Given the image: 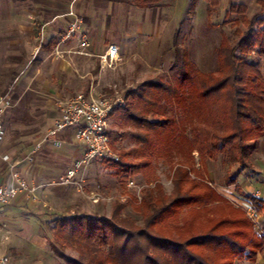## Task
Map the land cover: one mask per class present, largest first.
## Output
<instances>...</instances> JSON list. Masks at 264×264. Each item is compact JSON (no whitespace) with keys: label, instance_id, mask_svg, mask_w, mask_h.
Here are the masks:
<instances>
[{"label":"trees","instance_id":"1","mask_svg":"<svg viewBox=\"0 0 264 264\" xmlns=\"http://www.w3.org/2000/svg\"><path fill=\"white\" fill-rule=\"evenodd\" d=\"M164 1L134 0L147 8ZM256 1L260 9L250 19L247 5L231 3L230 12L241 14L232 24L244 29L234 30L237 38L222 34L216 70L195 66L185 49L179 51L183 57H175L172 76L154 77L125 94L126 103L117 111L136 128L128 134L138 146L119 152L120 159L111 163L127 179L142 172L146 176L154 160L169 156L173 189L167 194L157 182L143 191L141 202L135 196L127 204L116 202L109 218H59L55 241L80 251L67 264H236L255 262L264 252V235L257 234L253 219L243 209L223 204L212 184L175 160L178 152L197 150L202 159L222 154L230 165L245 167L260 146L264 75L250 57L256 48L264 56V0ZM218 4L211 0L208 11ZM51 42L49 50L58 40ZM130 155L136 162L128 160ZM229 183H236V176ZM246 199L257 212L264 211V198L248 194ZM127 205L141 213V225L123 217Z\"/></svg>","mask_w":264,"mask_h":264},{"label":"rangeland","instance_id":"2","mask_svg":"<svg viewBox=\"0 0 264 264\" xmlns=\"http://www.w3.org/2000/svg\"><path fill=\"white\" fill-rule=\"evenodd\" d=\"M218 1V6L211 11H208V4L211 0H165L164 5L156 8H143L139 3H133L131 0L120 1L116 6L115 14L110 18L102 17L101 23L104 27V37L118 44H123V42L127 44L129 60L133 62L130 65L131 69H128L131 72H125L127 61L126 65L123 66L121 65L122 59L114 67L104 68L100 61L99 73L106 76L105 81L100 82L95 76L88 82V88L85 89L78 82L77 78L79 79L80 75L76 71L77 77L73 75L71 79L72 86L77 87L76 90L71 96L60 97L57 101L66 100L80 92L88 93L91 90L106 95L126 94L130 90L141 87L144 82L154 77L164 75L170 77L174 72L171 69L176 55L183 57V55H179V51L183 52L185 49L192 58L191 60H194L195 66L203 71L216 70L218 68L217 48L222 34H230L237 38L238 36L233 34L234 30L237 27L241 30L244 29L243 24L236 27L232 24L234 19L241 18V14L230 12L231 3H241L243 0ZM248 2L249 9L246 15L250 19L260 7L255 0H248ZM14 7V0H0V12H11V14L8 13L10 15L7 19H12ZM43 8L48 7L44 4ZM8 36H13V33H6L5 42L3 43L2 38V44L0 42V47H5L7 52L11 47ZM36 43L38 42L34 39L31 47ZM18 45L17 50L22 53L28 51L25 38H23L22 44ZM74 53L81 55L78 52ZM250 61L255 63L264 75V56L258 48L251 55ZM24 67V64L13 65L9 58L0 57V97L8 95L12 100V106L3 116V124L8 132L7 135L13 137L19 134L22 136L23 143L28 144L35 139L33 130L28 127V122L34 118V115L26 108H32V106L43 101L36 96H19L21 83L27 82L33 74V68L25 69L20 81H14L17 71ZM192 122L193 124L198 122L197 116L192 117ZM109 130L112 133L114 147L119 152H128L138 146L135 139L128 134L129 131H135L136 128L132 124H125L121 113L118 111L110 116ZM9 147V145L5 146V149L10 150L12 148ZM181 153H176L177 158L175 157V160L186 162L188 166L194 169L193 174L200 173V176L212 184L223 198V204L227 205L228 203L233 207L243 209L250 217L253 216L251 218L255 222L254 229L258 235L263 236L264 231L257 223L260 218H258L256 211L254 214L253 211L248 213L247 206H253L246 199L248 195L246 191H259L261 197L264 196V182L260 181L264 179V137L260 141V146L252 151L250 160L245 167L230 165L222 154L218 155L216 159L208 157L202 159L197 150H194L191 155L186 150L181 151ZM186 153L187 155H185ZM170 159L169 156L157 158L146 176L142 172L129 175L127 179L123 178V173L113 163L97 161L92 167L93 169H90V166L87 168V192L98 187L103 194L115 195L116 197L120 195L135 196V189L128 187V181L133 179L141 188L142 197L143 191L154 189L157 182L169 194L173 189V172ZM128 160L136 162L133 155H130ZM231 176H236V183H229ZM258 179L260 182L257 181ZM81 201L83 207L76 209L72 215L84 214L91 217L109 218L112 215L114 204L120 202L116 198L111 202L93 203L87 197L82 198ZM48 211L50 213H47L48 221L45 225L47 238L43 240L42 244L38 243L41 245L36 244L33 240H20L18 235H12L8 229H3L0 231V255L1 253L9 254L13 258L14 264H67V260L78 258L80 256L79 250L57 243L54 237L55 230L53 231V228L59 226V218L68 215L61 214L62 212H53L52 209ZM122 215L137 225H141L143 222L141 213L130 205L124 208ZM20 227L21 225L18 224V228ZM11 246L20 247L15 255L8 251V247ZM238 264H264V252L258 255L255 262L244 261Z\"/></svg>","mask_w":264,"mask_h":264},{"label":"crops","instance_id":"3","mask_svg":"<svg viewBox=\"0 0 264 264\" xmlns=\"http://www.w3.org/2000/svg\"><path fill=\"white\" fill-rule=\"evenodd\" d=\"M14 1L15 10L11 16L13 20L7 19L11 14L10 11L0 12L1 44L2 41L4 43L6 40V33H13V36H8L11 47H9L8 52L5 47H0V57L9 58L13 65H25L23 69L17 71L14 81H20L25 69L33 68V74L29 80L21 83L19 96H36L43 101L32 106V108H26L34 115V118L28 122V127L33 130V137H35L32 142L24 144L21 139L22 136L19 134L13 137L7 135L8 132L3 124L4 134L0 142V154H9L13 159H17L31 152L35 144L53 127L59 115L57 99L71 96L77 88L71 84V79L73 75L76 76V71L80 75L77 80L85 89L88 88V82L95 76L100 82L105 81L106 76L99 73L100 55L105 52L109 44L119 46L122 58L121 65H126L127 61L126 73L131 72L128 69L133 62L129 60L127 44L125 42L118 44L104 37V27L101 23V18L113 16L117 4L124 0ZM131 1L135 3L134 0ZM44 4L48 8H43ZM237 4H245L249 9L248 0H243ZM70 10L74 11L75 16L67 15ZM76 18L80 19L81 31L87 33L91 40V46L86 54L80 55L72 51L77 45L76 38L61 42L68 24ZM23 38L26 39L28 51L22 53L17 49L19 48L18 44H22ZM34 39L38 43L31 47ZM55 39L58 40V43L54 49L49 50L50 43H53L51 41ZM56 49H60L62 53L57 54ZM55 138L62 142L60 147L53 146L49 142L44 143L42 148L35 153L32 162L25 161L19 165L22 175L31 183H50L58 180L84 155V145L75 141L73 128L58 134ZM7 145L12 148L9 147L10 150L5 149ZM95 162L90 165V169H93ZM86 173L87 169L85 170ZM10 175V164L0 156V183L7 182ZM260 181L263 183L264 179ZM246 192L254 197H261L259 191L247 190ZM37 195L38 201L20 193L10 202H1L0 231L8 229L12 235H18L20 240H33L36 244H42L43 240L47 238L45 225L48 221L47 215L50 213L48 210L52 209L53 212H62L61 214L71 216L76 209L83 207L81 199L86 198L84 193L79 192L74 187L63 185H48L40 188L37 190ZM256 214L260 218L257 223L264 231V211H256ZM18 224L21 225L20 228H18ZM8 249L15 255L20 247L11 246ZM1 255L13 259L9 254L1 253Z\"/></svg>","mask_w":264,"mask_h":264},{"label":"built area","instance_id":"4","mask_svg":"<svg viewBox=\"0 0 264 264\" xmlns=\"http://www.w3.org/2000/svg\"><path fill=\"white\" fill-rule=\"evenodd\" d=\"M67 15L75 16V13L70 10ZM74 38L77 39V45L72 51L86 54L91 46V40L87 33L81 31L80 19L78 18L68 24L61 42ZM56 53L61 54L62 51L56 49ZM121 59L120 48L117 44H109L105 52L100 55L103 68L114 67ZM125 103V94L106 95L102 92H94V90L88 93L80 92L66 100L57 101L59 107L58 118L47 134L35 144L31 152L17 159H13L9 154H0L2 159L10 164L11 170L10 179L7 182L0 183V203L10 202L20 193H24L27 197L38 201L37 190L48 185L74 187L79 192L84 193L93 203H99L100 201L111 202L116 198L123 203L131 201L132 197L129 195L116 197L115 195L103 194L98 187L87 192L85 174V170L95 161L113 162L120 159V153L114 147L110 135L109 119ZM11 106V97L8 95L0 97V142L4 134L3 116ZM70 128L74 129L75 141L84 145V155L58 180L50 183H31L27 180L19 170V165L25 161L32 162L35 153L42 148L44 143L49 142L53 146L60 147L62 142L55 137ZM128 187L135 189V197L141 201L142 190L138 187L136 181L133 179L129 180ZM247 210L248 213L249 211H253V214L255 213L251 206L247 207ZM0 264L14 263L10 257L0 255Z\"/></svg>","mask_w":264,"mask_h":264}]
</instances>
